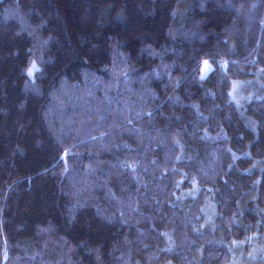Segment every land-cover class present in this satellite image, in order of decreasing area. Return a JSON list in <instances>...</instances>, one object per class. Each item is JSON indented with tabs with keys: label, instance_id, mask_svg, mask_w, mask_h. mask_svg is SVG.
Returning a JSON list of instances; mask_svg holds the SVG:
<instances>
[{
	"label": "trees",
	"instance_id": "obj_1",
	"mask_svg": "<svg viewBox=\"0 0 264 264\" xmlns=\"http://www.w3.org/2000/svg\"><path fill=\"white\" fill-rule=\"evenodd\" d=\"M242 263L264 0H0V264Z\"/></svg>",
	"mask_w": 264,
	"mask_h": 264
},
{
	"label": "rangeland",
	"instance_id": "obj_2",
	"mask_svg": "<svg viewBox=\"0 0 264 264\" xmlns=\"http://www.w3.org/2000/svg\"><path fill=\"white\" fill-rule=\"evenodd\" d=\"M207 62H208V61H207ZM208 71H209V70H205V71H203V74L206 75V74L208 73ZM253 252H254V253H250V254H249L251 257L256 256V254H257V252H258V249L253 248ZM242 264H243V263H242Z\"/></svg>",
	"mask_w": 264,
	"mask_h": 264
},
{
	"label": "snow or ice",
	"instance_id": "obj_3",
	"mask_svg": "<svg viewBox=\"0 0 264 264\" xmlns=\"http://www.w3.org/2000/svg\"><path fill=\"white\" fill-rule=\"evenodd\" d=\"M33 69H35V64H33ZM33 69H30L29 71L31 72ZM204 69L210 70V67L207 61H204Z\"/></svg>",
	"mask_w": 264,
	"mask_h": 264
}]
</instances>
